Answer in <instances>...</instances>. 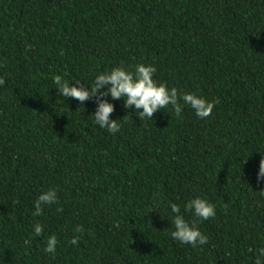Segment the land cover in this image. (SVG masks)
<instances>
[{
    "label": "trees",
    "instance_id": "trees-1",
    "mask_svg": "<svg viewBox=\"0 0 264 264\" xmlns=\"http://www.w3.org/2000/svg\"><path fill=\"white\" fill-rule=\"evenodd\" d=\"M137 63L220 102L207 119L168 106L149 120L107 97L112 134L94 123L95 97H60L53 82L88 87ZM0 77V264H252L264 246V0H0ZM50 187L58 204L34 216ZM195 196L216 216L198 222L209 240L194 248L171 239L166 213Z\"/></svg>",
    "mask_w": 264,
    "mask_h": 264
},
{
    "label": "clouds",
    "instance_id": "clouds-1",
    "mask_svg": "<svg viewBox=\"0 0 264 264\" xmlns=\"http://www.w3.org/2000/svg\"><path fill=\"white\" fill-rule=\"evenodd\" d=\"M157 68L151 63H137L131 69L119 65L108 71L97 73L91 82L85 87L79 79L75 84H70V80H64L61 76L54 78V84L59 90L60 97L74 98L81 104L95 97V110L91 115L94 123L101 129H106L109 133L116 134L120 131L121 124L118 119L112 118L115 106L111 100L123 99V107L138 112L139 119L153 120L157 111L171 106L174 114L180 117L187 106L192 109L199 119H207L212 115L213 109L219 104V99H208L196 91H180L176 87H169L167 84L154 79ZM4 80L0 77V86ZM86 84V83H85ZM242 160V162H245ZM258 183H264V154L261 155L258 171L256 173ZM163 194L159 190L153 192V203L163 200ZM58 204V191L50 187L42 191L33 202L34 216H40L47 206ZM170 221L169 235L173 241H178L182 245L199 247L208 243V236L198 227V222L206 221L216 216V206L206 198L195 196L181 206L177 203L167 202ZM155 207L147 208L144 215ZM57 212H62V208H57ZM184 213H190L195 219H186ZM85 231L82 225H77L73 229V236L68 241L71 245L77 246L81 234ZM34 236H40L44 232V225L35 222L32 226ZM59 241L55 234L47 237L43 252L55 254ZM253 253L252 264H264V246L256 249H249Z\"/></svg>",
    "mask_w": 264,
    "mask_h": 264
}]
</instances>
